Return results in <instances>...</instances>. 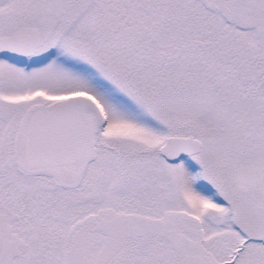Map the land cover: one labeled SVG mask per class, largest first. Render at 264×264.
<instances>
[{
  "label": "snow or ice",
  "instance_id": "obj_1",
  "mask_svg": "<svg viewBox=\"0 0 264 264\" xmlns=\"http://www.w3.org/2000/svg\"><path fill=\"white\" fill-rule=\"evenodd\" d=\"M0 264H264V0H0Z\"/></svg>",
  "mask_w": 264,
  "mask_h": 264
}]
</instances>
